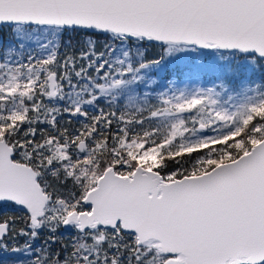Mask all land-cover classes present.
<instances>
[{
  "label": "snow or ice",
  "instance_id": "snow-or-ice-1",
  "mask_svg": "<svg viewBox=\"0 0 264 264\" xmlns=\"http://www.w3.org/2000/svg\"><path fill=\"white\" fill-rule=\"evenodd\" d=\"M4 37L0 264H264V0H0Z\"/></svg>",
  "mask_w": 264,
  "mask_h": 264
},
{
  "label": "trees",
  "instance_id": "trees-1",
  "mask_svg": "<svg viewBox=\"0 0 264 264\" xmlns=\"http://www.w3.org/2000/svg\"><path fill=\"white\" fill-rule=\"evenodd\" d=\"M8 40H9L8 37H4V38L0 39V47H3L4 45H6L8 43ZM153 55H154V50L149 49L148 50V56L151 57ZM258 78H259L258 74H257V76L253 77V79H258ZM199 86H210V85L206 84L204 81H201ZM66 235H68V234H66Z\"/></svg>",
  "mask_w": 264,
  "mask_h": 264
}]
</instances>
